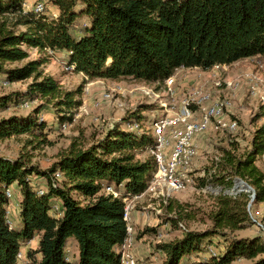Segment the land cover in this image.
<instances>
[{"label": "trees", "instance_id": "trees-1", "mask_svg": "<svg viewBox=\"0 0 264 264\" xmlns=\"http://www.w3.org/2000/svg\"><path fill=\"white\" fill-rule=\"evenodd\" d=\"M24 1L0 0V76L10 82L32 81L19 95L1 96L0 108L38 99L45 102L27 115L1 119L0 140L30 134L40 143H48L47 133L53 127L41 118L45 103H53L63 114L62 123H72L74 110L82 104L76 99L80 89L66 91L57 79L45 74L44 60L6 66L29 58L25 46L68 51L75 71L88 80L133 78L160 85L179 68L208 70L216 64L264 58V0H48L49 6L58 9L56 17L49 12L24 11ZM8 16L13 17L15 27L25 29L8 28ZM132 118H123L87 148L72 143L48 170L29 165L22 157L0 154V264H18L23 245L38 234V248L30 251L27 264H121L118 248L127 237L124 203L107 193L106 187L138 195L147 189L156 171L151 151L155 140L151 133L126 129ZM230 142L231 149L220 147L223 154L212 181L231 187L244 180L254 190L253 202H264V172L257 165L264 156V124L252 134L248 151L239 154V143ZM140 151H149V158L137 159ZM58 171L63 176L54 186L52 178ZM33 175L46 178L45 193H39ZM14 183L21 195L20 228L13 227L7 217L6 188ZM251 199L252 193L245 190L220 194L210 213L213 229H189L178 239L158 244L165 255L163 264H182L194 256V264H231L242 258L264 264L262 235L230 238L227 234L258 222L264 225L253 216ZM54 201L63 207L59 218L50 214ZM156 230L146 226L138 237L155 235ZM218 233L226 241L221 250L208 253L212 246H204V240ZM70 238L79 246L77 261L70 260L67 253Z\"/></svg>", "mask_w": 264, "mask_h": 264}, {"label": "rangeland", "instance_id": "rangeland-1", "mask_svg": "<svg viewBox=\"0 0 264 264\" xmlns=\"http://www.w3.org/2000/svg\"><path fill=\"white\" fill-rule=\"evenodd\" d=\"M52 10L53 8L47 11L50 13ZM7 19L8 28H14L18 32L25 29L23 26L15 27L12 16H8ZM84 21L85 19L81 22L83 23ZM25 48L30 53L28 59L14 64H7L6 66L12 68L21 66L31 59H42L45 61L42 66L45 74L57 79L64 90H81L76 96V99L81 100L82 104L74 110V120L72 123H69L67 128L62 127L60 118L63 114L58 112L53 103H45V106L41 109L40 114L42 116L44 115L45 119L53 127L47 133L48 143L42 144L30 134L12 136L0 140V154L10 158L22 157L29 165H34L39 170H48L51 168L74 142L77 146L83 148L97 143L111 127L120 124L123 118L133 116V121L138 120L145 129L149 130L150 121L155 116L166 113L165 107L162 106L160 99L164 98L163 101L172 102L173 95L168 94L165 83L161 85L147 84L133 78L121 80L109 79V81L106 79L88 80L83 73L66 69V58L65 56H61L60 53L62 52H58L55 55L37 48H29L27 46ZM258 60L264 62V58H256V60H246L232 66L233 73H231V77H239L244 71L256 69ZM197 71L199 70L194 68H179L176 70L174 74L176 78L174 87L180 84L186 86L183 93L176 97V101H180L189 92L190 89L187 87L190 86L189 83L198 85V81L194 78V74ZM206 73L205 79L199 81L200 84L207 83L204 86L212 92L215 99L232 100V105L228 108L227 114L239 120V129L234 132L223 128L210 129L198 135L199 153L192 167V173L195 177L194 185L183 191L174 193L169 202L162 206V214H156L155 210L150 207V213L148 215L153 221L144 222V228L148 226L155 229H164L168 234L165 237V241L178 239L183 236V233L177 229L176 220L178 219L192 231L204 232L213 229L210 213L216 208L215 201L217 197L220 194L235 195L242 189V185L238 180L231 187L220 186L212 181L213 174L218 169L217 163L221 161L220 159L223 154L220 147L231 149L230 140H234L239 143L236 149L237 153L240 154L248 151L250 149L249 143L252 134L259 126L264 124V103L261 96H251L250 89L247 85L238 89L235 94L230 93L227 89L225 91H219L216 85L211 87L210 83H208L210 73L208 70ZM31 81L32 79H28L10 82L7 85L0 84V97L12 94L19 95L20 92L28 88V84ZM148 88L153 91H158V94H161V98L150 97L145 94L144 92ZM105 93H111L112 97L110 99H103ZM162 95H165V97H162ZM99 101L100 103L98 104ZM43 102H45V99H38L29 101L26 105L21 104L17 106L15 104L10 105L9 108H0V120L16 114L27 115ZM149 154V151H140L137 152L136 158L143 161L149 158ZM257 165L264 172V157L257 160ZM33 177L36 185L42 186L45 189L47 188L45 177L42 175H33ZM9 188L13 191V197L9 198V204L7 206L10 212L8 214V220L11 221L13 227L20 228L22 221L17 213L19 211L21 195L15 183ZM121 190L124 191L123 188ZM72 194L76 198L83 200V197H80L77 193L72 192ZM144 199H148V197ZM147 202L144 200L142 202L140 201L135 207V210L145 213L142 206ZM152 206H158V204L153 202ZM251 212L255 219L264 222V202H252ZM142 230L141 228L137 231L135 230V238L136 240L138 239L140 246L136 247L135 245L134 248L137 257L144 264H163L165 255L157 246L158 243L154 240V235L148 233L146 240H140L138 234ZM227 234L230 238L252 237L256 235H262L264 238V231L258 223L252 224L248 228L240 231L233 233L227 232ZM39 239L40 234L23 245V257L18 261V264H27L30 261L29 253L30 251L37 250ZM225 241V235L218 233L211 236V238H206L204 240V246L209 245L221 250ZM67 253L70 260H78L79 246L74 238H70L68 241ZM204 253L202 252V254ZM35 257L40 258V254H35ZM195 261L196 256L184 259L182 264H194ZM251 263L252 260L242 258L231 264Z\"/></svg>", "mask_w": 264, "mask_h": 264}, {"label": "built area", "instance_id": "built-area-1", "mask_svg": "<svg viewBox=\"0 0 264 264\" xmlns=\"http://www.w3.org/2000/svg\"><path fill=\"white\" fill-rule=\"evenodd\" d=\"M52 8L48 5V0H25L23 3L24 11H33L36 14L46 13L48 9L50 10ZM50 14L56 17L58 15V9L53 8ZM48 50L51 54L55 55L58 52H62L63 55L60 53L61 56H65L66 58V69L75 71V65L69 62L68 51ZM257 63L258 66L256 69L244 71L239 77L234 78L231 77V73H233L231 64H216L208 69L210 73L208 83H210L211 87L216 85L219 91H225L227 89L232 94H235L238 89L247 85L250 89L251 96H261L264 103V62L258 60ZM206 71L200 68L194 74L198 85L189 83L190 86L187 87L190 90L180 101H176V97L183 93L186 86L180 84L174 87L176 81L174 75L165 80L166 91L168 94L173 95V99L172 102L163 101L164 98L160 99L162 106L165 107L166 113L155 116L150 121L149 130L145 129L138 121L129 122L124 126L128 130L152 134L155 145L151 151L156 160V171L150 179L147 189L138 195L126 194L125 191L117 189L114 186L106 187L107 193H111L114 197L122 199L124 203L127 237L118 248L121 254V264H144L141 263L134 249L136 238L132 213L138 203L143 200L148 201L142 206L146 214L150 213V207L155 210L156 214H162V206L169 202L174 193L183 191L195 183L192 167L199 153L198 135L210 129L223 128L230 132L239 129V120L227 114L228 108L232 105V100L215 99L212 92L204 86L207 83L200 84L199 81L205 79ZM9 83L10 81L6 80L4 76H0V84L7 85ZM144 93L150 97L161 98V94H158V91H153L150 88L146 89ZM111 97V93H105L103 95V99H110ZM162 97H165V95H162ZM28 102L25 101L22 105H26ZM41 118H45L44 115ZM68 125V122L62 123L63 128H67ZM62 176V172H56L55 177L52 178V184L57 186V180L62 178ZM242 181L244 180H239L238 182ZM247 186L248 188L245 191L251 192L252 196L255 197L253 188L248 184ZM9 187L6 188V195L8 198H12L13 191ZM38 190L40 194L46 191L42 186H39ZM145 197H148V199H144ZM153 202L157 203L158 206H152ZM9 213L7 209V217ZM63 213L61 203L54 201L50 209V214L59 218ZM9 222L11 224L10 220ZM258 224L264 231V225L259 222ZM179 230L186 232L189 231V228L182 221H179ZM167 235L164 229L157 228L154 240L158 244L163 243ZM209 252L214 253V248L208 247ZM22 257L23 250L21 249L18 253L19 261Z\"/></svg>", "mask_w": 264, "mask_h": 264}, {"label": "crops", "instance_id": "crops-1", "mask_svg": "<svg viewBox=\"0 0 264 264\" xmlns=\"http://www.w3.org/2000/svg\"><path fill=\"white\" fill-rule=\"evenodd\" d=\"M31 1H34V0H31ZM63 55V53H62ZM246 60H256V58H246V59H242V60H239L235 63H232L231 65L234 66L236 64H240L242 61H246ZM194 69H197V70H200L199 67H195ZM109 81V79H106ZM2 155V154H1ZM5 156V155H4ZM8 157V156H7ZM17 186V184H16ZM18 187V186H17ZM19 215V211L17 213ZM132 216H133V224L135 225V230L137 231L139 228L141 229H144V222H147V221H153V219H151L149 217L148 214L146 213H143L142 211H139V210H134L133 213H132ZM139 227V228H138ZM135 231V232H136ZM148 238V234H144L142 237H140L139 239L140 240H146ZM139 240V241H140ZM139 246V242H138V239L136 240V247ZM140 247V246H139Z\"/></svg>", "mask_w": 264, "mask_h": 264}, {"label": "water", "instance_id": "water-1", "mask_svg": "<svg viewBox=\"0 0 264 264\" xmlns=\"http://www.w3.org/2000/svg\"><path fill=\"white\" fill-rule=\"evenodd\" d=\"M240 183H241V185H242V189H241V191H243V190H245V189L248 188L246 182L242 181V182H240ZM254 198H255V197L252 196V199H251L250 202H249V207L251 206L252 202L254 201Z\"/></svg>", "mask_w": 264, "mask_h": 264}]
</instances>
